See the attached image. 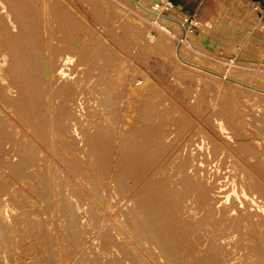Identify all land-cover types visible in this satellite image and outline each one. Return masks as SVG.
I'll use <instances>...</instances> for the list:
<instances>
[{
    "label": "rangeland",
    "instance_id": "obj_1",
    "mask_svg": "<svg viewBox=\"0 0 264 264\" xmlns=\"http://www.w3.org/2000/svg\"><path fill=\"white\" fill-rule=\"evenodd\" d=\"M172 1L176 3L180 2L183 9L179 10L175 5L174 10L168 11L163 7L164 0H143L142 3L143 5L146 4L145 7H151L150 9H152V7L157 4L159 5V8H157V10L155 9V12L160 11L161 15L165 17L167 16V18L169 17L178 19L179 21L184 23L187 27V30L189 29V39H186L187 41H183V39H181L183 33L181 32L180 27L166 18L164 20L163 16L158 17V15H155L160 19L153 16L151 17V15H148V12L145 11L143 7H140V5H137L136 2L132 0L35 1V8L39 10V12H42V9L45 7V10L43 9L44 12H42L43 14H48L50 12L49 5H52L53 7L57 5V7L60 6L65 9L64 11H60L59 9H57V12L65 14L66 11V20L68 16L72 17L75 20L79 27H73L74 29H72L74 31L71 29V27L68 28V23L66 25V23H64V20H62V23V21L58 19V16L56 14L55 16H53V14H50V12L48 15H42L41 13L42 16H38L40 14L36 9V13L33 12V15H37L36 19L39 18L38 21L35 20V15L33 17V15L29 14L33 17L32 18L29 16L30 22L33 19V21L31 22L32 24L29 23L30 28L32 25L35 26V29L32 30L29 28L30 30H28L26 28V31L24 28L25 31H21L20 29L23 28L22 26L26 27L25 25L20 26V23L22 24V22L20 21L21 18L18 19V16L15 15L16 13L14 14V16L17 17L15 18L17 19L19 25L14 24L16 22L14 17H11L13 19L9 20L5 18L6 10H3V7L6 6L5 1L0 0V2H2L0 3V16L3 15V18L0 17V20L2 18L0 22V41H2V43L0 42V52H3L5 54L8 53V55L6 54L8 59L7 61H10L9 70L5 73L7 75V79L3 80L4 86L2 88V92L5 93L3 96L4 98H6V101L4 99L3 102L0 103V166L3 162L9 160H11V162H15L16 160H18V157L16 156V154L18 153L16 152H18V148L21 147L20 143L22 147H25V150L30 151L31 149V151L35 152L40 151L39 153L37 152L39 155L36 154L38 156L37 160L35 159L36 163H34V165L36 164V168L34 166L31 168V172H28L29 174L25 175L26 179H18L15 175L9 172V169L3 168V164V169L0 167V175L4 177V180L7 183H12H9L12 190L9 193L10 197L7 198L8 211L7 213H5L6 209H2L3 211H5L2 212L3 214L10 215L9 221L12 220L10 221V224H15V231L13 229L14 233L18 231V233L16 232L15 234V240L18 241L16 244L18 264H44L48 262L47 260L50 256H56V258L58 256L59 259L56 260H60V264H77L79 261H81V259H84L86 263V261L88 262V259L90 257L89 255L91 254V250L94 252H98L96 249H94L95 247L93 246L96 228L99 229L102 225L105 224V222L107 223V220L105 219H107V216L111 217V215H109V212L111 211L110 208H112L113 210L117 209L116 211L118 212L121 211L122 207L121 212H125L126 214H129L131 211V214L129 216L131 218L132 214H134L132 213L134 209H138L140 211V215L142 213H145V207L140 206L143 210L139 208L138 205L140 203L138 202H141V205L147 203L148 201V204H153L152 202H156L157 200H164L162 201L164 202L162 203L164 206L162 205L161 207L163 209V213L164 210L172 209L171 207L175 204V206H173V208H175L172 209L168 214V220H170L171 223H174L175 220H177L178 222H176V224L178 223V225L180 224L179 226L182 227H184L185 223L188 222L186 223V226H190V235L193 237H195L194 234H196L198 230V233L201 235V229L203 232L202 235L206 236L207 233H209L208 227H210L208 224H206L208 223L206 219L208 218L209 213H212V211H214L213 213H216L217 211L221 212H217L216 214L212 213V215L210 213V215L211 217L213 215L216 216H213L214 218L212 219H217V216L222 220L224 218L222 223H220L222 220L218 223V228L220 229L222 227L220 230L223 229L222 231H224V234L223 232L221 234V236L223 235L222 238L224 237V240L221 238V240L219 239L220 241L217 240L219 242L215 240V247V244L211 239L209 242V238L208 241L204 240L206 242L203 243L207 246L211 245L212 249L216 248L214 252L217 250L218 252L221 251L222 253V251L225 252L228 249L230 250V252H232V254H234V256H236V258H239V260H236L235 257L232 256L234 258L228 260L227 264H231L233 260L235 261H233L234 263L232 264H236V261L237 264H241V261L247 262L246 259L249 260L248 262L250 264H252L254 261L256 262H254L255 264H258V258L260 260L261 256L251 245H253V243H260V245L264 244V231H261L263 225H260L262 224V222L264 224V204H262L264 201V95H260L253 91H250V89H246L244 86L242 88L241 85L238 87L239 84L236 85V83H233L232 81L230 82V80H227V78H236V80L243 79L241 80L242 82L252 86L257 85V87H260L261 84L264 85V14H262V11L264 9V1L262 3L255 1L254 5L253 3L248 4V2L246 3L244 0ZM43 3L45 4V6L43 5ZM2 4L4 6H2ZM37 7H39V9ZM45 16L47 17L45 18ZM57 19L59 20L60 25L59 23L57 24ZM3 20L6 21L5 25L2 24V22L4 23ZM23 24H25V22ZM12 26L14 27V29ZM62 26L63 28H65V31L59 28ZM37 27H39V30L37 29ZM31 30L32 32H36L37 30V36L35 35V32H30ZM63 31L66 33V35H64L65 37L67 35L70 36H67L68 40H66L67 37L65 39V37L63 36ZM22 32H25V34H22ZM31 33L35 35L34 38L36 39V41L35 39L33 40V37L30 38L31 36H33L31 35ZM49 35L51 36L49 37ZM24 36H29V38ZM5 37L7 39H5ZM26 39H28V41ZM29 40H31V42ZM68 41H70L71 43ZM32 42L34 44H32ZM39 43L40 45H38ZM34 45L35 48L37 47L36 49L34 48ZM69 46H71V49L69 48ZM28 47L31 48L28 49ZM175 47L179 49V53L182 50L186 51H182L180 53L182 61L186 60V62H193L192 64H197L198 66H202L203 68L208 67V70L214 72L216 71V73L219 72V77L216 76V78L215 76H210L205 73L202 74L201 72L194 70L191 66H187L182 61H178V59H176L177 57L175 58L176 55L174 54L176 50ZM38 49L40 50L38 51ZM72 49L75 50V54L77 53L78 55L83 51V53H81L83 57H81L80 59L79 56H81V54L78 57L74 55V53H72L71 51ZM76 49L77 51L80 50V53L77 52ZM30 51H33L34 53ZM16 52H18V56ZM52 53L54 56L52 55ZM183 53L185 57L183 56ZM9 54H12V56H10ZM61 54L62 57L59 59V56ZM71 55H73L74 61L73 63H69V65L65 68L66 75L68 76H62L60 78L58 72L60 66L65 63V60H67L66 58L72 57ZM55 56L57 57V59ZM87 72L88 74H86ZM225 75H228L230 77H226ZM14 76L15 78H13ZM95 76H97V79H101V77H104L105 80L103 79V81L111 86L110 89L112 91V95L114 96L113 99L117 103L114 101V104L116 103V106H112L114 109H112V107L108 108L103 106L100 107L99 113H94V115L90 118H82L83 114L85 115L87 113L85 112V110L87 109L86 107L92 106V104L94 105L95 96L92 97V95L95 94V91L93 90H97L99 88ZM68 80L69 82H72L69 83ZM72 83L77 85H74L71 88ZM69 84L70 86H68ZM95 84L97 85L96 87L94 86ZM261 87L264 88V86L262 85ZM64 89L68 90V93H64ZM57 93H60V95ZM22 101L24 102V105L28 106H23V104L21 103ZM4 102H8V104L5 103L4 105ZM66 107L69 112L65 113ZM34 109L37 114H35V111H33ZM30 110H32V112ZM96 111L98 110L96 109L93 112ZM28 112L29 114H27ZM52 112L58 113L56 114V117H54V119H52ZM62 112L67 115L71 113V115L68 117L69 119L61 115L59 116V114ZM144 114L146 115L144 116ZM73 115L74 117L75 115L77 116L76 120H78L79 117L82 120L86 119L87 121H84V125H86L87 128L86 126H82L81 130H79L78 132H74L73 130L77 127V123L76 121L71 120L73 119ZM26 116L28 117L27 119L25 118ZM36 116L39 117V120ZM44 116L45 119L47 117L45 121ZM147 116L150 119H147ZM31 117H33L32 121ZM52 120L53 126L51 125ZM73 122H75L76 124ZM222 122L225 123V125H223L226 126L225 130L227 131H222L217 127V125ZM41 123L42 128L38 127L39 125H41ZM54 124H56L57 126ZM43 127H45L46 130ZM38 128H41V130H39ZM133 128H135V130H132L135 132V134L132 132L133 134H131L133 136H129L127 132H129ZM95 130L98 131V133L102 132L103 134L100 133L98 136V133ZM40 131L43 133V135ZM94 131L97 133V136ZM37 133H40L41 135L38 136ZM71 137L72 139H70ZM97 137H101L103 143L100 142L101 138H98V142ZM104 137H108L106 138L107 140ZM77 139L80 140V142H78ZM2 140L4 142H2ZM96 140L97 149L93 145L95 144ZM122 140L123 142H121ZM241 140H244L245 143L250 145L252 149L250 152L239 145ZM83 141H87L86 144ZM18 143L20 147L18 146ZM98 143L101 144L99 145ZM129 144L133 145L129 147ZM90 145H92L93 147ZM7 146L9 148L8 153ZM15 149H17V151ZM132 153L134 155H137L134 157ZM4 154H7V157L6 155L4 156ZM89 155L91 156V158H89ZM3 156L5 157V159H3ZM2 159L4 160L3 162ZM159 160L160 163H158ZM90 161H93L94 165ZM100 162H102V164ZM95 163L97 164V166H95ZM65 164L69 165L70 167ZM98 172L101 174V176ZM95 174H98V176L100 177L99 180L101 179L100 182L102 185V197L100 199V202H103V204L101 203L100 210L102 212L100 211L97 215V219L99 220H96V222L93 221V226H85L84 223H88L84 219H82L81 225H78V227H81L84 234H86L85 238L87 239L84 238V235L80 236L82 235L80 234L82 233V231L78 232L80 231V228H74L75 226L73 227L72 224H70V227L72 226V228L76 229V232H74V230L71 228L72 230L70 229V232L74 235V237L78 238V240L77 238H75V243H70L66 239V229L64 228L68 223L65 222V225L64 221L68 220H65L66 218H64V215L69 213L68 211H70L71 209L70 206L73 205V199L66 197L65 192L68 188H76L78 189L77 192L79 191L77 193V196H79L80 198L83 197L81 198V201H85L84 199L88 198V195L90 196V191L86 189L87 185L85 186L84 184L86 183L90 186L89 183H91L92 180L94 181L95 178H98V176L96 177ZM89 175L90 177H92V180ZM115 178L117 181H124L123 186L127 188V193L123 191L118 184L113 183V180ZM10 179L13 180L11 181ZM14 179L18 180L19 182ZM81 180L83 182V186L79 184V181ZM71 183L74 185H71ZM204 183L205 186L208 184L206 188L211 187V189H214L212 192L209 188V192L212 196H215H213L215 199L211 198V200L213 199L212 202L210 200H204L203 202L206 205L209 202V207L208 205L207 207L205 206V204L203 205L201 203L203 200H198V195H196L197 190L201 188V185ZM250 183L251 186L249 185ZM129 187L130 189H128ZM244 188H247V191L249 190V192H247V196H245L242 192V189ZM45 190L47 192H44ZM161 191H164V193H162ZM85 192H87L88 194ZM117 192H121L120 194H124L125 197H123V195L122 197H118ZM45 195L46 197L44 198ZM131 197L134 199L133 201L129 200L132 199ZM66 198H68L69 200ZM121 198L123 199L121 200ZM125 198L127 202H125ZM152 198L154 199V201ZM184 198L187 200H184ZM254 201H257V203ZM23 202H30L29 204H27L28 207H30L28 208L27 205H25V203ZM169 202L170 204L172 202V206L169 204ZM19 203L22 205H20ZM113 203H115L114 207ZM135 203L137 205H135ZM184 203L186 204V206ZM200 204H202L205 209ZM124 205H126V207ZM219 205L220 207L219 209H217ZM222 205L223 208L221 207ZM224 205L227 207V209H225L226 207H224ZM132 206H134L135 208L133 207L131 209ZM207 209H210V212L208 211V213L206 214L207 218H204L206 216L205 212H207ZM71 211L74 212L73 210ZM177 211L180 213H178ZM222 211L226 212L224 214H226V217L228 218L227 221V218L225 219V215ZM227 212H229V215L227 214ZM230 212L234 216H230ZM193 213L197 214L198 219L196 215L193 216ZM247 213L248 215H251L248 216ZM253 213L255 214V216ZM260 214L263 216H261ZM202 215H204V217ZM259 215L261 216V220ZM188 216L189 221L187 220ZM199 217L201 218L199 219ZM255 218L259 222H262L259 223ZM100 219L101 221H103L101 222ZM202 219L203 221H205V223L201 222ZM250 219H255L253 220L254 222L251 221L253 224L249 222ZM194 220H196V222ZM247 220L249 223H246ZM139 222L140 221L135 218V220H131V225L133 226L134 230L136 229L135 231L137 234H140L141 236L143 235L141 239H144L142 240L144 243H146V246H148V248H150L152 252L154 251L155 253H157V250L155 249H159L157 247L158 243L157 246H155L156 238L152 234L155 240L154 238L152 239L150 236L151 234L149 233L151 229L143 226L146 228V232H144L143 227ZM152 222L154 223L156 221ZM236 222H238V225L247 224L246 229H248V232L250 229V232L248 233L245 230L246 226L243 225V228V226L241 225L240 227ZM96 223H98V225ZM134 223L136 224V226H138V228H140L141 231L135 226ZM192 223L195 224L196 227L195 225H191ZM196 223H198L199 225L200 223L201 225L204 224L205 229L202 228V226L197 227L198 224ZM223 223L226 224L222 225ZM232 225L234 226L232 227ZM252 225L255 226L252 227ZM193 226L195 228L192 229ZM235 227L238 228L237 230L243 228V231L242 229L238 231L240 235L238 234ZM88 228H90V230ZM257 228L260 229L259 232L258 230H256ZM148 229L149 231H147ZM191 229L193 230L192 233ZM194 229H196L197 231H194ZM23 230L26 231L24 237L21 236L24 233H22ZM89 232L91 234H87ZM230 232H232V235H228ZM236 232L238 235H234L236 234ZM260 232L263 233L261 234ZM63 233L64 235H62ZM50 234H52L53 236ZM260 234L262 235L263 239L261 238ZM251 235H255L253 237H257L256 240ZM79 237H83L85 241L83 239H80ZM89 237L91 239H89ZM242 237L243 239L247 240H241ZM50 239H52V241ZM151 239L152 241H150ZM248 239H252V242ZM25 240L27 241L25 242ZM238 240L241 241L239 242ZM254 240L255 242H253ZM53 241H59L58 247L57 243L54 242V245L52 244ZM80 241L83 242V244ZM229 241H231V243ZM242 241L244 243L246 242L247 245L242 243ZM23 242L25 244H23ZM118 242V244H116L121 245V242ZM148 242L151 246L148 244ZM210 243H213L214 245ZM235 243L237 244L236 247L234 246ZM46 244L48 246L50 244L51 247H49L52 249V251L50 252L51 254L49 253L51 249L47 247ZM69 244L73 245L69 246ZM204 244L201 245L202 250L213 252V250L208 251V249L210 248L204 246ZM221 244H224V246L220 247ZM77 245L78 248L76 247ZM63 246L67 250H63ZM80 246L82 247L80 248ZM232 246L234 247V249L232 248ZM56 247L57 250H55ZM73 247H75V250ZM87 247L92 248L89 254ZM151 247L154 248L152 249ZM217 247L220 250H218ZM221 248L223 250H221ZM248 248H250V250H253L251 251L252 255L250 254V252H248L250 251ZM45 249L47 251H44ZM45 252H47V256ZM108 252H110V255L108 254ZM112 252H115L113 248L109 249L107 251V254H105L106 251L105 253L104 251L101 252L102 255H100L101 253L99 252L98 255L101 261H103L100 262L105 264L104 262L108 258H110L108 257V255L112 256ZM245 252L246 254H244ZM247 252L249 253V255L247 254ZM71 253L73 255H70ZM258 254L260 257L257 256ZM85 255H88V258H85ZM160 255L161 253L158 250L157 256H159V258L161 257ZM245 255H248L251 260L252 258H255L254 255L256 256V258L251 261L249 257ZM62 257L64 260L62 259ZM180 259L182 261L187 260L184 252L180 256ZM168 263L172 264L171 261L169 262L165 260V264ZM93 264H95V261ZM259 264L264 263L260 260Z\"/></svg>",
    "mask_w": 264,
    "mask_h": 264
},
{
    "label": "bare ground",
    "instance_id": "obj_2",
    "mask_svg": "<svg viewBox=\"0 0 264 264\" xmlns=\"http://www.w3.org/2000/svg\"><path fill=\"white\" fill-rule=\"evenodd\" d=\"M5 1V7H3V10L5 11V18H7L8 20L9 19H13V18H11V17H14V19L16 20V22H17V17L16 16H14V14L15 15H17L18 16V19H20V21L22 22V24L20 23V26H22V25H25L26 27H24V26H22L23 28V30L22 29H20L21 31H25L26 30V28L28 29V30H30V29H35V26H32L31 25V28H30V25H29V23H31L32 21H33V17H34V15H35V20H39V18L38 19H36V14H34L33 15V12H35L36 13V11H35V1L36 0H4ZM41 1H43V0H41ZM46 1V0H45ZM132 1H134V2H136V4L137 5H140V7H143V9L145 10V11H147L146 13L148 14V15H151V17L153 16V17H156L157 15H158V17L159 16H163V15H161L160 14V11H158V12H155V9L157 10V8H159V5H157V4H155L153 7H152V9H150L149 8V6H147V7H145L146 6V4H144L143 5V3H142V1L143 0H132ZM0 3H2V2H0ZM48 3V2H47ZM4 4V3H3ZM2 4V6H4ZM37 4H38V1H37ZM135 4V5H136ZM23 5V6H22ZM43 5L45 6V4L43 3ZM43 5H42V7H43ZM47 5V4H46ZM136 5V6H137ZM50 6V14H53V16H55V14L58 16V19H60L61 21L62 20H64V23H66V25H67V23H68V28L69 27H71V29L74 27V28H78L79 27V25L75 22V20L72 18V17H70V16H68L67 17V20H66V17H65V14H66V11H65V14L64 13H59V12H57V9H59L60 11H64L65 9H63L62 7H57V5H55L54 7L52 6V5H49ZM139 7V8H140ZM38 9H39V7H37ZM45 8V7H44ZM43 8V9H44ZM148 8V9H147ZM43 9H42V12H44L43 11ZM142 9V8H141ZM2 10V11H3ZM37 10V9H36ZM41 10V9H40ZM45 10V9H44ZM2 11H1V13H2ZM38 12H39V10H37ZM47 11V10H46ZM45 11V12H46ZM54 11V12H53ZM10 12V13H9ZM42 12H39V14L40 15H38V16H42V15H44ZM32 13V14H31ZM41 13H42V15H41ZM48 13V14H49ZM3 14H4V12H3ZM28 14V15H27ZM33 15V17L32 16H30V15ZM38 14V13H37ZM47 14V13H46ZM45 14V15H46ZM47 14V15H48ZM164 14V13H163ZM13 15V16H12ZM156 15V16H155ZM3 15H1L0 17H2ZM29 16L30 17H32L31 19V22L29 21ZM51 16V15H50ZM16 17V18H15ZM47 16H45V18H46ZM150 17V16H149ZM158 17H156V18H158ZM164 17V20H165V18L166 19H168V20H170L172 23H174L175 25H177L178 27H180L181 29V32L183 33V36H182V38L181 39H183V41H187L186 39H189V32H188V30H187V27H186V25L184 24V23H182L181 21H179L178 19H175V18H167V16L165 17V16H163ZM3 18V17H2ZM2 18H1V20H2ZM43 18H44V16H43ZM53 18V17H52ZM51 18V19H52ZM57 19V24L59 23V25H60V22H59V20ZM158 19H160V18H158ZM162 19V18H161ZM1 20H0V22H1ZM15 20H14V22H15ZM25 22V24H23L24 22ZM56 20V19H55ZM163 20V21H164ZM4 21V20H3ZM29 21V22H28ZM50 21V20H49ZM167 21V20H166ZM5 22L6 21H4V23L2 22V24L3 25H5ZM11 22V21H10ZM13 22V21H12ZM14 23V24H18V22L17 23ZM170 22V23H171ZM34 23V22H33ZM53 23V22H52ZM62 23H63V21H62ZM1 24V23H0ZM11 24V23H10ZM9 24V25H10ZM13 24V23H12ZM32 24V23H31ZM36 24V23H35ZM45 24V23H44ZM3 25H1V26H3ZM19 25V24H18ZM48 25V24H47ZM36 26H38V25H36ZM13 27V26H12ZM17 27V26H16ZM32 27H34V28H32ZM39 27H40V25H39ZM39 27H37V29L39 28ZM20 28V27H19ZM18 28V29H19ZM24 28H25V30H24ZM30 28V29H29ZM60 29H62V30H64L65 28H63V26L62 27H59ZM67 28V27H66ZM67 28V29H68ZM73 28V29H74ZM261 28V27H260ZM264 28V27H263ZM13 29H14V27H13ZM66 29V30H67ZM70 29V30H71ZM72 29V30H73ZM1 30V29H0ZM6 30V29H5ZM32 30L30 31V32H32ZM39 30V29H38ZM8 31H9V29H8ZM17 31V30H16ZM27 31V30H26ZM51 31V30H50ZM61 31V30H60ZM65 31V30H64ZM63 31V32H64ZM74 31V30H73ZM2 32H4V31H2ZM13 32V31H12ZM30 32H29V34H30ZM33 32H35V31H33ZM32 32V33H33ZM67 32V31H66ZM11 33V32H10ZM25 34V32H22V34ZM31 33V35H33V36H31V35H29V36H31L30 38H32L33 37V40L35 39L34 38V36L36 35V33H37V30H36V32H35V35L34 34H32ZM3 34V33H2ZM19 34V33H18ZM49 34V33H48ZM71 34V33H70ZM64 35H66V33L64 32V34H63V36ZM4 36H6V35H4ZM9 36V35H8ZM23 36V35H22ZM29 36L27 37V36H24V37H27V38H29ZM37 36V35H36ZM51 35H49V37H50ZM62 36V35H61ZM68 37H70L69 35H67ZM66 36V37H67ZM14 37V36H13ZM20 37V36H19ZM48 37V36H47ZM48 37V38H49ZM65 37V36H64ZM66 37H65V39H66ZM68 37H67V39L66 40H68ZM9 38V37H8ZM15 38H16V36H15ZM23 38V37H22ZM37 38V37H36ZM47 38V39H48ZM5 39H7L6 37H5ZM10 39V38H9ZM24 39V38H23ZM51 39V38H50ZM52 39H53V37H52ZM72 39H73V36H72ZM25 40V39H24ZM23 40V41H24ZM27 41H28V39H26ZM65 40V41H66ZM70 40V39H69ZM30 42H31V40H29ZM35 41H36V39H35ZM72 41V40H71ZM1 43H2V41H0ZM4 42H6V41H4ZM3 42V43H4ZM21 42V41H20ZM48 42H49V40H48ZM63 42H64V40H63ZM68 42H70V41H68ZM67 42V43H68ZM0 43V44H1ZM9 43V42H8ZM17 43V42H16ZM15 43V44H16ZM71 43V42H70ZM69 43V44H70ZM183 43V42H182ZM32 44H34L33 42H32ZM32 44H30V45H32ZM47 44V43H46ZM29 45V46H30ZM38 45H40V43L38 44ZM49 45V44H48ZM18 46V45H17ZM16 46V47H17ZM25 46V45H24ZM36 46H37V44H36ZM181 46H182V44H181ZM22 47V46H21ZM50 47V46H49ZM54 47V46H53ZM52 47V48H53ZM71 46H69V48H70ZM183 47H184V44H183ZM26 48V47H25ZM31 48V47H30ZM29 47H28V49H30ZM34 48H35V45H34ZM37 48V47H36ZM35 48V49H36ZM68 48V47H67ZM176 48V47H175ZM180 48V47H179ZM182 48V47H181ZM27 49V48H26ZM33 49V48H32ZM61 49V48H60ZM60 49H59V51H60ZM71 49V48H70ZM184 49V48H183ZM40 49H38V51H39ZM64 50V49H63ZM11 51V50H10ZM52 51V50H51ZM68 51V50H67ZM72 51V53H74V55H76L77 57L81 54V53H83V51L80 53V50H78L77 51V49H76V51L77 52H79L80 54L78 55L77 53L75 54V50H71ZM183 51V50H182ZM181 51V52H182ZM185 51V50H184ZM183 51V52H184ZM19 52V51H18ZM18 52H16V54L18 53ZM30 52H33V51H30ZM29 52V53H30ZM58 52V51H57ZM180 52V53H181ZM186 52V51H185ZM13 53H14V51H13ZM34 53V52H33ZM32 53V54H33ZM39 53V52H38ZM71 53V52H70ZM69 53V54H70ZM180 53H179V49H177L176 48V50H175V52H174V54L176 55H174L175 56V58L176 59H178V61H182V59H181V56H180ZM189 53V52H188ZM187 53V54H188ZM7 55H8V53H6ZM6 54L5 53H3V52H0V103L1 102H3V100L5 99V101H6V98H4V94L5 93H3L2 92V88H3V80H6L7 79V75L5 74L6 73V71H8L9 70V67H10V65H9V62L7 61L8 59H7V56H6ZM35 54H36V52H35ZM65 54V53H64ZM69 54H66V55H69ZM10 55V54H9ZM20 55V54H19ZM52 55H53V53H52ZM182 55V54H181ZM10 56H12V54L10 55ZM17 56H18V54H17ZM26 56V55H25ZM34 56V55H33ZM54 56V55H53ZM58 56V55H57ZM64 56V55H63ZM72 57H69V58H66L67 60H65V63L63 64V65H61L60 66V69H59V75H60V78L62 77V76H65V77H67L68 75H66V67L69 65V63H73V61H74V59H73V55H71ZM183 56H184V53H183ZM27 57V56H26ZM56 57V56H55ZM62 57V54L59 56V59ZM80 57V59H81V57H83L82 56V54H81V56H79ZM185 57V56H184ZM16 58V57H15ZM35 58V57H34ZM74 58H75V56H74ZM187 58V57H186ZM185 58V59H186ZM32 59H33V57H32ZM56 59H57V57H56ZM65 59V58H64ZM79 59V58H78ZM35 60V59H34ZM53 60H54V57H53ZM13 61V60H12ZM21 61H23V60H21ZM27 61V60H26ZM56 61V60H55ZM64 61V60H63ZM29 62V61H28ZM39 62V61H38ZM77 62V61H76ZM183 63H185L187 66H191L194 70H196V71H198V72H201L202 74L203 73H205V74H207V75H210V76H218L219 77V72L218 73H216V71L214 72V71H211V70H208L207 68H203L202 66L200 67V66H198L197 64L195 65V64H192L193 62H186V60L185 61H182ZM13 63V62H12ZM27 63V62H26ZM45 63V62H44ZM59 63V62H58ZM35 64V63H34ZM52 65V64H51ZM15 66V65H14ZM27 66V65H26ZM36 66V65H35ZM59 66V65H58ZM57 68V67H56ZM20 69V68H19ZM50 69V68H49ZM14 70V69H13ZM34 70V69H33ZM54 70V69H53ZM10 72V71H9ZM43 72V71H42ZM54 72V71H53ZM52 72V73H53ZM57 72V71H56ZM86 72V71H85ZM34 73V72H33ZM48 73V72H47ZM86 74H88V72L86 73ZM245 74H247V73H245ZM14 75V74H13ZM59 75H58V77H59ZM94 75H96V74H94ZM99 75V74H98ZM230 75V74H229ZM50 76V75H49ZM57 76V75H56ZM226 77H230V76H228V75H225ZM97 76H95V78H96ZM99 77V76H98ZM237 77V76H236ZM13 78H15V76L13 77ZM92 78V77H91ZM217 78V77H216ZM222 78V77H221ZM225 78V77H224ZM238 78V77H237ZM68 79V78H67ZM93 79H94V76H93ZM97 79V78H96ZM95 79V80H96ZM103 79H104V77L102 78L101 77V79H97L96 81H97V85H98V89L97 90H93V91H95V94L94 95H92V97L93 96H95V100H94V105L92 104V106H88V107H86L87 109L85 110V112H87L85 115L83 114V116H82V118H90V117H92L93 115H94V113H99V110H100V107H112L113 105H115L116 106V101L113 99V95H112V91H111V89H110V85H108V83H105V81H103ZM230 80V82L232 81L233 83H236V85L237 84H239L238 85V87L241 85V87L243 88V86L246 88V89H250V91H253V92H255V93H257V94H260V95H264V88H262L261 87V85L262 86H264L263 84H261L260 85V87L258 86L257 87V85H255V86H252V85H248V84H246V83H244V82H242L241 80H243V79H241V80H236V78L235 79H231V78H227V80ZM105 80V79H104ZM67 81V80H66ZM68 82H69V80H68ZM72 81H70L69 83H71ZM93 82V81H92ZM75 83H76V81H75ZM96 83V82H95ZM67 84V83H66ZM74 85H77V84H73L72 83V86H71V88L74 86ZM96 84L94 85L95 87L97 86ZM259 85V84H258ZM10 86V85H9ZM64 86V85H63ZM68 86H70V84L68 85ZM67 87V86H66ZM70 89V88H69ZM75 89V88H74ZM80 89V88H79ZM78 89V90H79ZM11 90H12V88H11ZM15 90V89H14ZM65 91H64V93H68V90H66V89H64ZM71 90V89H70ZM76 90V89H75ZM91 90V89H90ZM57 91V90H56ZM73 91V90H72ZM92 92V91H91ZM12 94H13V92H12ZM57 94H59L60 95V93H57ZM63 94V93H62ZM56 95V94H55ZM13 96H14V94H13ZM47 96H48V94H47ZM50 96V95H49ZM56 97V96H55ZM15 98V97H14ZM49 99V98H48ZM93 99V98H92ZM113 99V100H112ZM7 100H9V99H7ZM12 100V99H11ZM17 100V99H16ZM55 100V99H54ZM13 101V100H12ZM63 101V100H62ZM114 101L116 102L115 104H114ZM19 102V101H18ZM50 102H51V100H50ZM5 103L6 102H4L3 104L5 105ZM10 103H11V101H10ZM9 103V104H10ZM22 104L24 103L23 101L21 102ZM2 104V105H3ZM6 104H8V102L6 103ZM12 105V104H11ZM20 105V104H19ZM30 105V104H29ZM0 106H1V104H0ZM18 106V105H17ZM20 106H22V105H20ZM23 106H25V107H27L26 105H24L23 104ZM22 106V107H23ZM40 106V105H39ZM62 106H63V102H62ZM30 107V106H29ZM12 108V107H11ZM20 108V107H19ZM40 108V107H39ZM59 108H60V106H59ZM65 108V107H64ZM69 108V107H68ZM99 108V109H98ZM107 108V109H108ZM9 109V108H8ZM18 109V108H17ZM98 110V111H96V112H93V111H95V110ZM112 109H114L113 107H112ZM12 110V109H11ZM11 110H10V113H11ZM36 110H38V109H36ZM41 110V109H40ZM111 110V109H110ZM31 112H32V110H30ZM33 111H35V109L33 110ZM62 111V110H61ZM73 111V110H72ZM114 111V110H113ZM2 112V111H1ZM5 112H7V111H5ZM9 112V111H8ZM24 112V111H23ZM54 112V111H53ZM52 112V113H53ZM66 112H69L68 110H67V107H66V111H65V113ZM74 112V111H73ZM79 112H81V111H79ZM101 112V111H100ZM3 113V112H2ZM9 113V114H10ZM21 113H22V110H21ZM51 113V114H52ZM65 113H60L59 114V116L61 115V116H63V117H66L67 119H69L68 117L71 115V113H69L68 115L67 114H65ZM116 113V112H115ZM14 114V113H13ZM27 114H29V112L27 113ZM35 114H37L36 113V111H35ZM40 114V113H39ZM44 114H45V112H44ZM50 114V113H49ZM56 114H58V113H53V118H52V116H51V118L52 119H54V117H56ZM76 114V113H75ZM25 115H26V112H25ZM43 115V114H42ZM42 115H41V117H42ZM146 114H144V116H145ZM8 116H10V115H8ZM31 116V115H30ZM39 116V115H38ZM38 116H36V117H38ZM80 116V115H79ZM12 117H15V116H12ZM35 117V116H34ZM50 117V116H49ZM76 115H75V117H74V115H73V119H71V120H74V121H76V123L75 122H73V123H75L76 124V128L73 130L74 132L76 131V132H78L79 130H81V128H82V126H86V125H84V121H87L86 119H84V120H82L80 117H79V119L78 120H76ZM148 117V116H147ZM8 118V117H7ZM22 118V117H21ZM26 119L28 118L27 116L25 117ZM32 118L33 117H31V121H32ZM50 118V119H51ZM138 118V117H137ZM145 118V117H144ZM1 119V118H0ZM3 119H4V117H3ZM38 120H39V117L37 118ZM46 119H47V117H46ZM45 119V116H44V121L46 120ZM56 119V118H55ZM58 119V118H57ZM104 119V118H103ZM147 119H150L149 117L147 118ZM146 119V120H147ZM34 120V119H33ZM63 120V119H62ZM22 121V120H21ZM25 121V120H24ZM28 121V120H27ZM78 121V122H77ZM93 121V120H92ZM18 122V121H17ZM55 122V121H54ZM58 122V121H57ZM72 122V121H71ZM143 122V121H142ZM146 122V121H145ZM144 122V123H145ZM2 123H3V120H2ZM48 123V122H47ZM52 123H53V120H52V122H51V125H52ZM59 123V122H58ZM89 123V122H88ZM40 124V123H39ZM39 124H37V125H39ZM154 124V123H153ZM225 125V123H220V124H218L217 125V127L219 128V129H221L222 131H227V130H225L226 128V126H224ZM1 125V124H0ZM16 125V124H15ZM54 125H56V124H54ZM63 125V124H62ZM88 125V124H87ZM92 125V124H91ZM90 125V126H91ZM161 125V124H160ZM43 126H44V124H43ZM48 126V125H47ZM53 126V125H52ZM57 126V125H56ZM103 126V125H102ZM38 127H41L42 128V123H41V125H39ZM59 127V126H58ZM64 127V126H63ZM66 127H68V126H66ZM131 127V126H130ZM143 127V126H142ZM141 127V128H142ZM25 128V127H24ZM29 128V127H28ZM41 128H38L39 130H41ZM44 129H45V127H43ZM52 128V127H51ZM86 128H87V126H86ZM89 128V127H88ZM104 128H105V126H104ZM128 128V127H127ZM37 129V128H36ZM43 129V130H44ZM54 129V128H53ZM56 129V128H55ZM58 129H60V128H58ZM90 129V128H89ZM102 129V128H101ZM123 129V128H122ZM149 129V128H148ZM228 129V128H227ZM27 130V129H26ZM30 130V129H29ZM33 130V129H32ZM46 130V129H45ZM57 130V129H56ZM55 130V131H56ZM96 130H97V128H96ZM95 130V131H96ZM132 130H135V128H133V129H131L129 132H127L128 134H129V136L130 135H132L133 133L135 134V132L134 131H132ZM2 131V130H1ZM14 131V130H13ZM54 131V130H53ZM59 131V130H58ZM62 131V130H61ZM66 131V130H65ZM86 131V130H85ZM94 131V132H95ZM142 131V130H141ZM162 131V130H161ZM7 132V131H6ZM24 132V131H23ZM41 132V131H40ZM48 132H49V130H48ZM67 132V131H66ZM65 132V133H66ZM89 132V131H88ZM97 133H98V131H96ZM95 132V133H96ZM99 132H100V130H99ZM133 132V133H132ZM163 132V131H162ZM42 133V132H41ZM64 133V132H63ZM83 133V132H82ZM97 133H96V136H97ZM101 134H103L102 132H100ZM100 133H98V136H99V134ZM132 133V134H131ZM5 134V133H4ZM38 134V136L39 135H41L40 133H37ZM60 134V133H59ZM70 134V133H69ZM86 134V133H85ZM91 134H92V132H91ZM104 134H106V133H104ZM145 134H147V133H145ZM159 134V133H158ZM1 135H2V132H1ZM9 135H11V134H9ZM29 135H31V134H29ZM42 135H43V133H42ZM51 135V134H50ZM71 135V134H70ZM112 135V134H111ZM125 135H127V134H125ZM162 135V134H161ZM223 135V134H222ZM13 136H14V134H13ZM12 136V137H13ZM27 136V135H26ZM36 136V135H35ZM49 136V135H48ZM63 136V135H62ZM68 136V135H67ZM81 136V135H80ZM94 136V135H93ZM93 136H91V137H93ZM133 136V135H132ZM145 136V135H144ZM157 136H159V135H157ZM156 136V137H157ZM2 137V136H1ZM31 137V136H30ZM37 137V136H36ZM60 137V136H59ZM83 137V136H82ZM89 137H90V135H89ZM102 137V136H101ZM100 137V138H101ZM163 137V136H162ZM161 137V138H162ZM225 137H226V134H225ZM6 138V137H5ZM52 138V137H51ZM69 138V137H68ZM94 138H96V137H94ZM99 137H97V139H98ZM99 138V139H100ZM105 138V137H104ZM103 138V139H104ZM106 138H108V137H106ZM105 138V139H106ZM139 138V137H138ZM137 138V139H138ZM141 138H142V136H141ZM146 138V137H145ZM154 138H155V136H154ZM32 139V138H31ZM53 139V138H52ZM56 139V138H55ZM65 139V138H64ZM70 139H72V137L70 138ZM99 139H98V142H99ZM110 139V138H109ZM108 139V140H109ZM134 139V138H133ZM231 139V138H230ZM36 140V139H35ZM38 140V139H37ZM78 140V139H77ZM83 140V139H82ZM107 140V139H106ZM0 141H1V139H0ZM9 141V140H8ZM52 141V140H51ZM59 141V140H58ZM60 141H61V139H60ZM85 141V140H84ZM83 141V142H84ZM105 141V140H104ZM110 141V140H109ZM108 141V142H109ZM133 141V140H132ZM143 141H144V139H143ZM162 141V140H161ZM2 142H4L3 140H2ZM5 142H7V141H5ZM56 142V141H55ZM78 142H80V140H78ZM87 142V141H86ZM86 142H84L85 144H86ZM100 142H102V138H101V141ZM121 142H123V140L121 141ZM129 142V141H128ZM148 142V141H147ZM9 143V142H8ZM52 143V142H51ZM103 143V142H102ZM106 143V142H105ZM125 143V142H124ZM1 144V143H0ZM4 144V143H3ZM7 144V143H6ZM50 144V143H49ZM48 144V145H49ZM89 144V143H88ZM87 144V145H88ZM99 145L101 144V143H98ZM155 144V143H154ZM10 145V144H9ZM87 145H85V146H87ZM94 145V147L96 148V145H97V140L95 141V144H93ZM104 145V144H103ZM102 145V146H103ZM127 145V144H126ZM131 145H133V144H131ZM130 144H129V147L131 146ZM135 145V144H134ZM239 145L240 146H242L243 148H245V150H247V151H251L252 149H251V147H250V145L249 144H247V143H245L244 142V140L242 141H240V143H239ZM11 146V145H10ZM13 146V145H12ZM15 146H16V144H15ZM18 146H19V143H18ZM17 146V147H18ZM21 146V147H20ZM20 148H18V152H16L17 151V149H15L16 151V153H18V154H16V156L18 157V160H16L15 162L13 161V162H11V160H9V161H6V162H3L4 160L3 159H5V155H6V157H7V154H4V158L2 159V164H3V168H5V169H9L10 171V173H12L13 175H15L18 179H24L25 178V175L26 174H29L30 172H31V168L34 166H36V164L34 165V163H36V161H35V159L37 160V158H38V156L36 155V154H38L40 151H31V149H30V151H31V153H30V151H28V150H25V147H22V145H21V143H20ZM26 146V145H25ZM89 146V145H88ZM90 146H92V145H90ZM79 147V146H78ZM93 147V146H92ZM92 147H90V148H92ZM105 147V146H104ZM125 147H128V146H125ZM137 147V146H136ZM144 147H146V146H144ZM149 147V146H148ZM151 147V146H150ZM164 147V146H163ZM1 148V147H0ZM3 148V147H2ZM7 148H8V146H7ZM124 148V147H123ZM154 148V147H153ZM5 149V148H4ZM38 149V148H37ZM97 149V148H96ZM136 149V148H135ZM151 149V148H150ZM167 149V148H166ZM8 150H9V148L7 149V153H8ZM12 150V149H11ZM33 150V149H32ZM147 150H149V149H147ZM80 151H81V149H80ZM89 151H90V149H89ZM128 151V150H127ZM161 151V150H160ZM3 152V151H2ZM13 152V151H12ZM38 152V153H37ZM103 152V151H102ZM129 152V151H128ZM131 152H133V151H131ZM136 152V151H135ZM147 152V151H146ZM158 152H159V150H158ZM93 154V153H92ZM97 154V153H96ZM133 154V153H132ZM154 154V153H153ZM157 154V153H156ZM159 154V153H158ZM11 155V154H10ZM39 155V154H38ZM137 155V154H136ZM136 155H134L133 154V156L135 157ZM1 156V155H0ZM90 156V155H89ZM126 156V155H125ZM131 156V155H130ZM145 156V155H144ZM151 156V155H150ZM100 157H102V156H100ZM82 158V157H81ZM89 158H91V156L89 157ZM133 158V157H132ZM137 158V157H136ZM139 158V157H138ZM143 158V157H142ZM103 159V158H102ZM150 159V158H149ZM161 159V158H160ZM192 159V158H191ZM90 160V159H89ZM107 160V159H106ZM138 160V159H137ZM1 161V160H0ZM94 161V160H93ZM93 161H90V162H92V164L94 165V162ZM102 161V160H101ZM134 161V160H133ZM152 161V160H151ZM64 162V161H63ZM135 162V161H134ZM97 163V162H96ZM95 163V164H96ZM101 164H102V162H100ZM139 163V162H138ZM151 163V162H150ZM153 163V162H152ZM158 163H160V160H159V162ZM2 164H1V168H2ZM87 164V163H86ZM104 164V163H103ZM149 164V163H148ZM157 164V163H156ZM65 165H67V164H65ZM130 165H132V164H130ZM159 165V164H158ZM67 166H69V165H67ZM89 166V165H88ZM95 166H97V164L95 165ZM101 166H103V165H101ZM70 167V166H69ZM92 167V166H91ZM90 167V168H91ZM104 167H105V165H104ZM1 168H0V170H1ZM2 168V169H3ZM36 168V167H35ZM35 168H33V169H35ZM130 168H131V166H130ZM136 168V167H135ZM148 168V167H147ZM150 168V167H149ZM75 169V168H74ZM87 169V168H86ZM96 169V168H95ZM98 169H100V168H98ZM97 169V170H98ZM140 169V168H139ZM101 170H102V168H101ZM74 171V170H73ZM89 171H90V169H89ZM93 171V170H92ZM100 171V170H99ZM136 171V170H135ZM168 171V170H167ZM166 171V172H167ZM6 172V171H5ZM29 172V173H28ZM76 172V171H75ZM94 172V171H93ZM120 172H121V170H120ZM133 172V171H132ZM154 172V171H153ZM165 172V171H164ZM163 172V173H164ZM71 173H72V170H71ZM96 173V172H95ZM99 173V172H98ZM102 173V172H101ZM125 173H126V171H125ZM142 173V172H141ZM86 174V173H85ZM94 174V173H93ZM100 174V173H99ZM138 174V173H137ZM73 175H74V173H73ZM87 175V174H86ZM96 175V174H95ZM104 175V174H103ZM125 175V174H124ZM77 176V175H76ZM94 176V175H93ZM98 176V174L96 175V177ZM100 176H101V174H100ZM135 176V175H134ZM146 176V175H145ZM152 176V175H151ZM47 177V176H46ZM89 177H90V175H89ZM108 177V176H107ZM120 177V176H119ZM126 177V176H125ZM137 177V176H136ZM138 177H140V176H138ZM142 177V176H141ZM154 177V176H153ZM12 178V177H11ZM69 178H71V177H69ZM87 178V177H86ZM91 178V180H92V177H90ZM99 176H98V178L96 179L95 178V180L93 181H91V183H89L90 184V186L88 185V184H84L85 186L87 185V188L86 189H88V191H90L89 192V194H90V196L88 195L87 197L88 198H86L87 199V201H86V199H84L85 201H81L82 199L81 198H83V197H79V196H77V193L79 192H77V190L78 189H72V188H68L67 190H66V192H65V196L66 197H68V198H72L73 199V205H71L70 207H71V209H70V211H68L69 213H67L66 215H64V218H66L65 220H68V221H64V223L66 222V223H68L67 225H66V223H65V225H66V227L64 228V229H66V239H67V241H69L70 243H72V242H76V239L75 238H77V237H74V235L70 232V229L72 228V226L74 227V228H76V227H78V225H81V221H82V219H84V220H86V222L88 223V224H85L84 223V225L85 226H93L92 225V223H93V221H95L96 222V220H99V219H97V215L99 214V212L101 211L100 210V206H101V203L103 204V202H100V199H101V197H102V185H101V182H100V180H99ZM103 178H104V176H103ZM149 178V177H148ZM26 179V178H25ZM42 179V178H41ZM81 179V178H80ZM85 179V178H84ZM124 179V178H123ZM138 179H140V178H138ZM160 179V178H159ZM11 180V179H10ZM10 180H8V181H10ZM13 180V179H12ZM11 180V181H12ZM14 180H16V179H14ZM44 180V179H43ZM72 180V179H71ZM87 180V179H86ZM105 180V179H104ZM129 180V179H128ZM136 180H137V178H136ZM143 180V179H142ZM162 180V179H161ZM16 181H18V180H16ZM15 181V182H16ZM26 181V180H25ZM89 181V180H88ZM145 181V180H144ZM148 181V180H147ZM152 181V180H151ZM14 182V181H13ZM19 182V181H18ZM17 182V183H18ZM71 182V181H70ZM106 182V181H105ZM10 183V182H9ZM7 183L5 180H4V177L3 176H1L0 175V264H18V259H17V242L18 241H16L15 239H16V237H15V234H16V232L18 233V231H16L15 233H14V231H15V229H14V227H15V224L13 225V223H12V225H13V227H12V225L10 224L11 222L10 221H12V220H10L9 221V217H10V215L8 214H3V212H5V211H3L2 209H6V212L5 213H7V203H8V201H7V198L8 197H10V195H9V193H10V191L12 190L11 189V185L10 184H12V183ZM25 183V182H24ZM44 183H45V181H44ZM44 183H42V184H44ZM73 183V182H72ZM71 183V185H74V184H72ZM82 180L81 181H79V184L81 185V186H83L82 185ZM104 183V182H103ZM113 183L115 184H118L119 186H120V188L123 190V191H125L126 193L128 192L127 191V188L126 187H124L123 185H124V181H117L116 180V178L113 180ZM127 183V182H126ZM135 183V182H134ZM147 183V182H146ZM152 183V182H151ZM14 184V183H13ZM20 184V183H19ZM142 184V183H141ZM159 184V183H158ZM165 184V183H164ZM171 184V183H170ZM173 184V183H172ZM47 185H48V183H47ZM77 185V184H76ZM179 185V184H178ZM250 186H251V183L249 184ZM253 185V184H252ZM89 186V187H88ZM202 187L201 188H199V186H198V190H197V192H196V195H198V200H203L201 203L204 205L205 203H203L204 202V200H210L211 202H212V200H211V198H214L211 194H210V190L213 192V190L214 189H211V187H208V188H206L207 186H208V184L205 186V183L204 184H202L201 185ZM39 187V186H38ZM50 187H51V185H50ZM77 187V186H76ZM79 187V186H78ZM137 187V186H136ZM156 187V186H155ZM166 187V186H165ZM176 187V186H175ZM249 187V186H248ZM247 187V188H248ZM46 188V187H45ZM135 188V187H134ZM161 188V187H160ZM209 188H210V190H209ZM247 188H244V189H242V192H243V194L245 195V196H247L248 194H247V192H249V190L247 191ZM252 188V187H251ZM261 188V187H260ZM51 189V188H50ZM128 189H130V187L128 188ZM165 189V188H164ZM173 189V188H172ZM207 189H208V191H207ZM249 189V188H248ZM264 189V188H263ZM262 189V190H263ZM16 190V189H15ZM14 190V191H15ZM42 190V189H41ZM44 190V189H43ZM81 190V189H80ZM163 190V189H162ZM196 190V189H195ZM251 190V189H250ZM253 190V189H252ZM51 191V190H50ZM83 191H87V190H83ZM166 191V190H165ZM259 191H260V189H259ZM40 192V191H39ZM44 192H47L46 190L44 191ZM112 192V191H111ZM134 192V191H133ZM162 193H164V191H161ZM160 192V193H161ZM174 192V191H173ZM211 192V193H212ZM251 192H253V191H251ZM41 193V192H40ZM50 193V192H49ZM85 193H87V192H85ZM116 193V192H115ZM119 192H117V195H118V197H122V195H123V197H125L124 196V194H118ZM125 193V194H126ZM132 193V192H131ZM145 193V192H144ZM147 193V192H146ZM159 193V194H160ZM166 193V192H165ZM168 193V192H167ZM176 193H179V192H176ZM256 193V192H255ZM15 194V193H14ZM83 194H84V192H83ZM88 194V193H87ZM140 194V193H139ZM158 194V193H157ZM250 194V193H249ZM254 194V193H253ZM41 195V194H40ZM104 195V194H103ZM131 195V194H130ZM151 195V194H150ZM161 195V194H160ZM160 195H159V197H160ZM165 195V194H164ZM163 195V196H164ZM176 195H178V194H176ZM181 195V194H180ZM260 195V194H259ZM39 196V195H38ZM80 196H82V195H80ZM84 196V195H83ZM116 196V195H115ZM143 196V195H142ZM17 197V196H16ZM15 197V198H16ZM46 197V195L44 196V198ZM47 197H49V196H47ZM107 197V196H106ZM113 197V196H112ZM118 197H117V199H118ZM128 197V196H127ZM133 197V196H132ZM131 197V198H132ZM140 197V196H139ZM157 197H158V195H157ZM162 197V196H161ZM184 197H186V196H184ZM68 198H66V199H68ZM142 198V197H141ZM146 198V197H145ZM155 198V197H154ZM169 198V197H168ZM181 198V197H180ZM188 198V197H187ZM261 198V197H260ZM14 199V198H13ZM49 199V198H48ZM123 198H121V200H122ZM135 199H136V197H135ZM140 199V198H139ZM153 199V198H152ZM156 199V198H155ZM160 199V198H159ZM162 199V198H161ZM215 199V198H214ZM257 199V198H256ZM43 200H45V199H43ZM51 200V199H50ZM69 200V199H68ZM111 200V199H110ZM120 200V199H119ZM120 200V201H121ZM124 200H126V198L124 199ZM129 200H134L133 198L132 199H129ZM166 200V199H165ZM172 200V199H171ZM175 200V199H174ZM181 200V199H180ZM184 200H187V199H185L184 198ZM183 200V201H184ZM198 200H197V202H198ZM261 200V199H260ZM71 201V200H70ZM147 201V200H146ZM153 201H154V199H153ZM162 201H164V200H162ZM161 200H157L155 203L154 202H152L153 204H148V202L147 203H144V204H142L141 205V202H138V203H140L139 205H138V207L139 208H141L140 206H142V207H145V209H144V211H145V213H142L141 215H140V211L138 210V209H134L133 210V212L132 213H134V214H132V216H131V218L129 217L130 216V214H131V211H130V213L129 214H126L125 212L123 213V212H121L122 211V207H121V211H116L117 209L116 208H114V209H116V210H113L112 208H110L111 209V211L109 212V215H111V217L110 216H107V219H105V220H107V223L105 222V224L104 225H102L101 226V224H100V228L97 226L98 225V223H96L97 225V227L99 228V229H97L96 228V232H95V237H94V242H93V246L95 247H93L94 249H96L98 252H94V251H92L91 249V247H87L88 248V254H89V252H90V250H91V254L89 255L90 257H89V259H88V262H89V264H93L94 263V261H95V264L97 263V264H103V263H101V262H103V261H101V259H100V257H99V255H98V253L100 252H103L104 251V253H105V251H106V253L105 254H107V251L109 250V249H114L115 250V252H112V256H109L110 254V252H108V257H110V258H108L107 259V257H106V255H105V257H106V261L104 262L105 264H165V260H167V261H171L172 262V264H173V262H174V264H227L228 262V260H231V258L233 259L234 257H235V259L237 260H239V258H236V256H234V254H232V252H230V250H228L227 249V251H225V252H223L222 251V253H221V251L220 252H218L217 250L214 252V250L216 249H212V246L211 245H205L203 242H206V241H204V240H207L208 241V238H209V242H210V239L213 241V243L215 244V240L217 241V240H219L220 238L221 239H223L224 240V237L222 238V236H221V234H222V232H223V234H224V231H222V230H220L218 227V223L222 220L221 218L219 219L218 218V216H217V219H212V218H214V217H216L215 215H213L212 217H211V215H212V213L214 212V211H212V213L207 209L206 211L207 212H205V215L208 213V211L211 213V215H210V213H209V216H208V218L209 217H211V218H207V215L204 217V215H202L204 218H207L206 220H207V222L208 223H206V224H208L210 227H208L209 229V233H207V231H206V233H207V235H206V233H205V235L206 236H203L202 234H203V232H202V229H201V232L200 233H202L201 235L198 233V231L196 230V229H199V228H196V229H194V231H197V233L196 232H193V233H196L197 234V236H196V234H194L195 235V237H193V236H191L190 235V226H186V223H188V222H186L185 223V226L184 227H182V226H179L178 225V223L176 224V222H178L177 220H175V222L174 223H171L170 222V220H168V214L170 213V211L172 210V209H174L173 208V206H175V204H174V202H173V206L171 205L172 204V202H171V204H170V202H169V204L172 206L171 208L172 209H169V210H164V213H163V209L161 208L162 207V203H164V202H162ZM169 201V200H168ZM69 202V201H68ZM118 202V201H117ZM125 202H127V200L125 201ZM136 202V201H135ZM188 202V201H187ZM210 202V203H211ZM254 202H256L257 203V201H254ZM23 203H25V205H27V204H29V203H26V202H23ZM44 203V202H43ZM120 203V202H119ZM168 203V202H167ZM262 203V202H261ZM260 203V204H261ZM20 204V203H19ZM41 204V203H40ZM115 203H113V207L115 206L114 205ZM122 204H125V203H122ZM126 204H128V203H126ZM183 204V203H182ZM185 204V203H184ZM202 204H200V205H202ZM209 204V202L207 203V205ZM213 204H214V201H213ZM262 204H264V201H263V203ZM20 205H22V204H20ZM107 205V204H106ZM119 205V204H118ZM135 205H137L136 203H135ZM166 205V204H165ZM202 205V207H204ZM207 205L205 204V206L207 207ZM210 205V204H209ZM209 205H208V207H209ZM47 206V205H46ZM75 206V207H74ZM111 206H112V204H111ZM125 207H126V205H124ZM164 206V205H163ZM185 206H186V204H185ZM214 206V205H213ZM27 207H28V205H27ZM30 207V206H29ZM28 207V208H29ZM44 207V206H43ZM49 207H50V205H49ZM134 206H132L131 207V209L133 208ZM169 207V206H168ZM219 207H220V205L218 206V208L217 209H219ZM222 208H223V205L221 206ZM224 207H226L225 205H224ZM18 208H19V206H18ZM32 208V207H31ZM104 208V207H103ZM128 208H130V207H128ZM135 208V207H134ZM22 209V208H21ZM26 209V208H25ZM142 209V208H141ZM204 209H205V207H204ZM211 209H212V207H211ZM225 209H227V207L225 208ZM71 210H73L74 212H72ZM106 210V209H105ZM104 210V211H105ZM113 210V211H112ZM123 210H124V208H123ZM143 210V209H142ZM213 210H215V209H213ZM222 210V209H221ZM224 210V209H223ZM3 211V212H2ZM115 211V212H114ZM228 211V210H227ZM43 212V211H42ZM72 212V213H71ZM102 212V211H101ZM178 212V211H177ZM218 213H221V212H219V211H217ZM216 212V213H217ZM223 212V214L224 213H226V212H224V211H222ZM178 213H180V212H178ZM177 213V214H178ZM182 213V212H181ZM187 213V212H186ZM190 213V212H189ZM216 213H213V214H216ZM229 212H227V214H228ZM175 214V213H174ZM194 214V213H193ZM203 214V213H202ZM230 214H231V212H230ZM254 214V213H253ZM134 215H136V216H134ZM182 215V214H181ZM188 215V214H187ZM196 215V217H197V219H198V216H197V214H194L193 216H195ZM199 215V214H198ZM219 215V214H218ZM225 216V219L227 218L226 217V214H224ZM229 215V214H228ZM233 214H231L230 216H232ZM243 215H246V214H243ZM243 215H242V217H243ZM247 215H248V213H247ZM249 215H251V214H249ZM248 215V216H249ZM261 215V214H260ZM259 215V216H260ZM99 216H101V215H99ZM200 216V215H199ZM234 216V215H233ZM237 216V215H236ZM254 216H255V214H254ZM257 216V215H256ZM261 216H263V215H261ZM261 216H260V220H261ZM178 217V216H177ZM184 217V216H183ZM202 217V218H203ZM220 217H221V215H220ZM239 217V216H238ZM252 217H253V215H252ZM135 218L136 219H138L140 222V225H142V227L143 226H145V227H147V228H149V229H151L152 231H153V233H152V231L150 230L149 231V229L147 230V231H149V233L151 234H149L150 236H151V238L153 239L154 237L156 238V241H155V246H157V243H158V248L159 249H155V250H157V253H155L154 251L152 252L151 251V249L150 248H148V246H146V243H144L143 242V240L141 239V237L143 236H141L140 234H137L136 233V229L134 230V228H133V226L131 225L132 223H131V220H135ZM176 218V217H175ZM179 218V217H178ZM177 218V219H178ZM181 218V217H180ZM201 217H199V219H200ZM222 218H223V216H222ZM237 218V217H236ZM235 218V219H236ZM250 218V217H249ZM263 218H264V216H263ZM12 219V218H11ZM185 219H186V217H185ZM184 219V220H185ZM190 219H191V216H190ZM194 219H195V217H194ZM232 219V218H231ZM230 219V220H231ZM234 219V220H235ZM256 219V218H255ZM255 219H250L249 220V222H254L253 220H255ZM64 220V219H63ZM165 220H168V221H165ZM173 220V219H172ZM180 220V219H179ZM188 221H189V216H188V219H187ZM223 220H224V218H223ZM223 220L220 222V223H222L223 222ZM228 220V218L226 219V221ZM241 220V219H240ZM239 220V221H240ZM257 220V219H256ZM100 221H101V219H100ZM103 221V220H102ZM101 221V222H102ZM152 221H156V222H160L159 224L158 223H156V222H152ZM195 222H196V220H194ZM193 221V222H194ZM236 221V220H235ZM238 221V222H239ZM258 221V220H257ZM264 221V220H263ZM84 222V221H83ZM83 222H82V224H83ZM99 222V221H98ZM173 222V221H172ZM183 222V221H182ZM200 222V221H199ZM198 222V223H199ZM201 222H204L205 223V221H203V219H202V221ZM232 222V221H231ZM238 222H236L237 223V225H238ZM243 222V221H242ZM248 222V220H247V222L246 223H249ZM251 222V223H252ZM259 222V221H258ZM262 222V221H261ZM261 222H259V223H261ZM171 223V224H170ZM180 223V222H179ZM191 223V222H190ZM190 223H189V225H190ZM198 223H196V224H198ZM228 223V222H227ZM230 223V222H229ZM245 223V222H244ZM256 223V222H255ZM70 224H72V226L70 227ZM135 224V223H134ZM138 224V223H137ZM205 224V225H206ZM226 223H223L222 225H225ZM253 224V223H252ZM257 224V223H256ZM69 225V226H68ZM84 225H82V226H84ZM191 225H195V224H191ZM207 225V226H208ZM220 225V224H219ZM230 225V224H229ZM236 225V224H235ZM242 226L244 225V224H241ZM241 225H238V226H240L241 227ZM247 225V224H246ZM246 225H244V226H246ZM260 225H263V227H264V224H263V222H262V224H260ZM87 226V227H88ZM135 226H136V224H135ZM199 226H202V228H204V224L203 225H201V223H200V225L198 224V226L197 227H199ZM234 225H232V227H233ZM244 226H243V228H244ZM255 225H252V227H254ZM257 226H259V225H257ZM256 226V227H257ZM63 227H64V225H63ZM87 227H83V228H87ZM95 227V226H94ZM137 228H138V226H136ZM145 227H143V230H144V232H146V228ZM195 227H196V225H195ZM194 226L192 227V229L193 228H195ZM206 227V226H205ZM224 227V226H223ZM229 227V226H228ZM239 227V228H240ZM251 227V226H250ZM249 227V228H250ZM262 227V229H264ZM74 228H72L73 230H74V232H76V229H74ZM78 228H80V231H78V232H81L82 231V229H81V227H78ZM236 228V227H235ZM234 228V229H235ZM243 228H240V230L242 229V231H243ZM247 228V226L245 227V230L248 232V229H246ZM260 228V227H259ZM259 228H257L256 230H258V232H259ZM13 229H14V231H13ZM71 229V230H72ZM89 230H90V228H88ZM139 230H140V228H138ZM191 229V233H192V230ZM205 229V228H204ZM229 229V228H228ZM238 228H236V230H237ZM261 229V231H264V230H262ZM79 230V229H78ZM86 230V229H85ZM206 230H207V228H206ZM231 230V229H230ZM240 230H237V232L238 231H240ZM254 230V229H253ZM87 231V230H86ZM85 231V232H86ZM94 231V230H93ZM141 231V230H140ZM227 231V230H226ZM233 231V230H232ZM24 232V233H23ZM25 232L26 231H22V233H23V235H21V236H23L24 237V234H25ZM91 232V231H90ZM87 233V234H91V233ZM228 232V231H227ZM227 232H226V234H227ZM237 232H236V234H234V235H238L239 234V232H238V234H237ZM249 232H250V229H249ZM248 232V233H249ZM253 232V231H252ZM252 232H251V234H252ZM258 232H256V233H258ZM20 233V232H19ZM232 232H230L228 235H230ZM234 233V232H233ZM255 233V232H254ZM253 233V234H254ZM261 234L263 233V232H260ZM21 234V233H20ZM80 234H82V235H80V236H83L84 235V238H85V235L86 234H84V232L82 231V233H80ZM154 235V237H153V235ZM260 234V236H261V238H262V235ZM264 234V233H263ZM50 235H52V234H50ZM62 235H64V233L62 234ZM139 235H140V237H139ZM232 235V234H231ZM240 235V234H239ZM20 236V235H19ZM18 236V237H19ZM53 236V235H52ZM252 236V235H251ZM253 236H255V235H253ZM252 236V237H253ZM259 236V235H258ZM264 236V235H263ZM27 237V236H26ZM25 237V238H26ZM50 237V236H49ZM88 237V236H87ZM230 237V236H229ZM240 237V236H239ZM250 237V236H249ZM248 237V238H249ZM51 238V237H50ZM55 238V237H54ZM80 238V237H79ZM155 238H154V240H155ZM225 238H226V236H225ZM228 238V237H227ZM235 238H237V237H235ZM254 238V237H253ZM257 238V237H256ZM256 238H254L255 240H256ZM260 238V237H259ZM28 239V238H27ZM47 239H48V237H47ZM52 239H53V237H52ZM52 239H50L51 241H52ZM57 239V238H56ZM74 239H75V241H74ZM80 239H83V237L82 238H80ZM85 239H87V238H85ZM89 239H91L90 237H89ZM152 239L150 240V241H152ZM220 239V240H221ZM229 239V238H228ZM243 239V237L241 238V240ZM263 239V238H262ZM262 239H260V240H262ZM20 240V239H19ZM61 240V239H60ZM63 240V239H62ZM77 240H78V238H77ZM84 240V239H83ZM219 240V241H220ZM226 240V239H225ZM241 240H238L239 242L241 241ZM244 241L245 240H247V239H243ZM249 240V239H248ZM251 240V242H252V239H250ZM249 240V241H250ZM255 240L253 241V242H255ZM27 240H25V242H26ZM82 241V240H81ZM80 241V242H81ZM85 241V240H84ZM87 241V240H86ZM118 241H120L121 243V245H117L119 242ZM149 241V240H148ZM211 241V242H212ZM219 241H217V242H219ZM248 241V242H249ZM46 242V241H45ZM54 242L55 241H53L52 242V244L54 245ZM59 242V241H58ZM58 242L56 241L55 243H57V247H58ZM63 242V241H62ZM78 242V241H77ZM118 242V243H117ZM222 242V241H221ZM220 242V243H221ZM225 242V241H224ZM230 243H231V241H229ZM233 242V241H232ZM235 242H236V240H235ZM260 242V241H259ZM263 242H264V240H263ZM49 243V242H48ZM82 244H83V242H81ZM117 243V244H116ZM213 243H210V244H213ZM219 243V244H220ZM223 243V242H222ZM228 243V242H227ZM234 243V242H233ZM232 243V244H233ZM242 243H244L243 241H242ZM250 243V242H249ZM19 244V243H18ZM22 244V243H21ZM23 244H25L24 242H23ZM22 244V245H23ZM64 244V243H63ZM77 244V243H76ZM75 244V245H76ZM85 244V243H84ZM148 244H149V242H148ZM154 244V243H153ZM153 244H152V246H153ZM202 244H204V246H207L208 248H210V249H208V251L209 250H213V252H207V250L205 251V250H202L201 249V245ZM213 244V245H214ZM224 244H226V243H224ZM224 244H221L220 245V247H223L224 246ZM236 244V243H235ZM234 244V246L236 247L237 246V244L235 245ZM245 245H247V243L245 242L244 243ZM45 245V244H44ZM71 245H73V244H71ZM70 244H69V246H71ZM74 245V246H75ZM150 245V244H149ZM264 245V244H263ZM262 244L260 245V243L259 244H254L253 243V245H251V246H253L254 248H255V250H256V252L257 253H259L260 254V256H261V258H260V260H261V262H263L264 263V246H263ZM20 246V245H19ZM46 246L47 247H49L50 246V244H49V246L46 244ZM59 246H60V243H59ZM83 246V245H82ZM82 246H80V248L82 247ZM151 246V245H150ZM149 246V247H150ZM154 246V247H155ZM216 246V244L214 245V247ZM217 246H219V245H217ZM239 246V245H238ZM44 247V246H43ZM42 247V248H43ZM51 247V246H50ZM49 247V248H50ZM57 247H56V249L55 250H57ZM77 248H78V245L76 246ZM154 247H151L152 249L154 248ZM206 247V248H207ZM226 247V246H225ZM229 247V246H228ZM240 247V246H239ZM52 248H53V246H52ZM62 248V247H61ZM74 248V250H75V247H73ZM72 248V249H73ZM230 248H231V244H230ZM232 248L234 249V247L232 246ZM44 249V248H43ZM51 249V248H50ZM64 249H66V248H64V246H63V250ZM201 249V250H200ZM217 249H218V247H217ZM226 249V248H225ZM224 249V250H225ZM243 249V248H242ZM249 250H250V248H248ZM19 250V249H18ZM27 250V249H26ZM59 250V249H58ZM67 250V249H66ZM70 250V249H69ZM158 250L160 251V253H161V257L159 258V256H157L158 255ZM218 250H220V249H218ZM221 250H223L222 248H221ZM23 251V250H22ZM44 251H47L46 249L44 250ZM52 251V249L49 251V253ZM71 251V250H70ZM248 251V250H247ZM251 251H253V250H250V251H248V252H250V254L252 255V252ZM20 252V251H19ZM24 252V251H23ZM67 252V251H66ZM75 252V251H74ZM183 252L185 253V257L187 258V260L186 261H182L181 259H180V256L183 254ZM247 252V254L249 255V253ZM46 253V256H47V252H45ZM73 253V252H72ZM70 254V255H73V254ZM156 255H155V254ZM43 254V253H42ZM51 254V253H50ZM60 254V253H59ZM75 254V253H74ZM244 254H246V252L244 253ZM253 254H255V253H253ZM259 254L257 255L258 257H260L259 256ZM39 255V254H38ZM44 255V254H43ZM76 255V254H75ZM100 255H102V253L100 254ZM248 255H245V256H247V257H249ZM250 255V256H251ZM88 255H85V258L87 257ZM232 256H234V257H232ZM61 257V256H60ZM83 257V256H82ZM102 257V256H101ZM246 257V258H247ZM254 257L256 258V256L254 255ZM42 258V257H41ZM48 258V257H47ZM88 258V257H87ZM103 258V257H102ZM255 258H252V260L250 259V257H249V259L251 260V261H253V259H255ZM22 259V258H21ZM40 259V258H39ZM46 259V258H45ZM56 259H59V257L57 256V258H56V256L54 257V256H50L49 257V259L46 261L47 263H44V264H60V260L59 261H57ZM62 259H63V257H62ZM70 259V258H69ZM80 259V258H79ZM104 259V258H103ZM44 260V259H43ZM64 260V259H63ZM67 260V259H66ZM73 260V259H72ZM87 260V259H86ZM241 260H242V258H241ZM247 260V262L249 261L248 259H246ZM259 258H258V264H259ZM79 261V260H78ZM101 261V262H100ZM233 261H235V260H233ZM232 261V263H234ZM21 262V261H20ZM26 262V261H25ZM68 262V261H67ZM74 262V261H73ZM88 262L86 261V263L88 264ZM238 262H240V261H238ZM247 262L246 261H241V264H247ZM255 262V261H254ZM253 262V263H254ZM61 263H63V262H61ZM69 263V262H68ZM85 263V260L84 259H81V261H79L77 264H86ZM231 263V264H232ZM236 264H237V261L235 262ZM252 263V264H253ZM256 263V262H255ZM254 263V264H255ZM21 264V263H20ZM64 264V263H63ZM73 264V263H72ZM168 264H171V263H168ZM248 264H250L249 262H248Z\"/></svg>",
    "mask_w": 264,
    "mask_h": 264
},
{
    "label": "built area",
    "instance_id": "obj_3",
    "mask_svg": "<svg viewBox=\"0 0 264 264\" xmlns=\"http://www.w3.org/2000/svg\"><path fill=\"white\" fill-rule=\"evenodd\" d=\"M163 5H164L163 7L166 10H168V11H171V10H174L175 9V4H174V2L172 0H164ZM262 14H264V9L262 11Z\"/></svg>",
    "mask_w": 264,
    "mask_h": 264
},
{
    "label": "crops",
    "instance_id": "obj_4",
    "mask_svg": "<svg viewBox=\"0 0 264 264\" xmlns=\"http://www.w3.org/2000/svg\"><path fill=\"white\" fill-rule=\"evenodd\" d=\"M246 3L248 2V4L249 3H253L254 4V2L256 1V2H259V3H262L264 0H244ZM261 1V2H260ZM175 3V5H176V7H177V9H179V10H182L183 8H182V5L180 4V2L179 3H176V2H174ZM260 5H262V4H260Z\"/></svg>",
    "mask_w": 264,
    "mask_h": 264
}]
</instances>
